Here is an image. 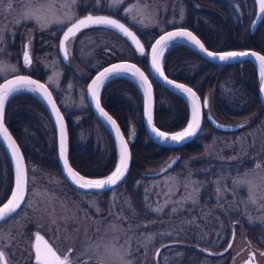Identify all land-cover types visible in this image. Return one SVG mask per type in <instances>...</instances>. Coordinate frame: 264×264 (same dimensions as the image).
Returning a JSON list of instances; mask_svg holds the SVG:
<instances>
[{
  "label": "rangeland",
  "instance_id": "obj_1",
  "mask_svg": "<svg viewBox=\"0 0 264 264\" xmlns=\"http://www.w3.org/2000/svg\"><path fill=\"white\" fill-rule=\"evenodd\" d=\"M243 2L242 10H236V5L235 12L231 13L236 23L235 13L246 11V2ZM46 3L47 0H0V80L23 71L38 74L43 70L44 82L58 97L65 115L89 108L82 79L90 71H98L117 60H131L135 52L124 38L112 31L87 29L91 31L85 30L68 41L66 66L75 70L79 80L71 78L63 84L65 64L59 54V40L64 29L80 17L78 6L91 13L119 16L150 43L168 29L183 27L186 19L181 0H116L115 3L114 0H52L51 10L45 8L48 23L43 28L35 20L23 18L26 5L39 7ZM254 16L255 13L253 19ZM16 41L20 42L19 52L12 50ZM25 44L31 57L30 67L22 63ZM197 65L186 63L183 68L194 70ZM179 71L174 70V75ZM205 96L209 97L205 115L210 113L223 123L246 122V125L231 133L201 130L199 135L207 138V142L199 139L203 144L201 155L182 159L180 154H172L162 164L144 172V175L151 174L149 178H135L108 194L78 191L59 171L29 164L26 201L16 216L0 226V249L6 253L9 264H33L35 231L43 233L60 255L72 249V264H97L105 258V247L127 248L126 240L132 249V255L127 258L133 264H241L251 250L255 251L258 263L264 264V255H261L264 238L257 236L252 240L244 229V223L264 229V200L260 199L259 192L250 198L245 185L234 183L247 180L260 184L264 178V117L257 120L253 115L223 121L213 105V90ZM163 104L169 107L167 102ZM134 133L135 128L131 126L129 142ZM90 138H94L102 151L109 149L110 141L98 124L93 125L91 132L80 134L84 144ZM173 161H176L174 166L178 165L176 168L152 175ZM256 164L262 167L256 169ZM13 180L12 172V187ZM157 207L161 209L159 213L153 211ZM113 224L121 230L112 231ZM230 240L229 251L218 256L196 250L198 245L219 251ZM171 241L176 243L166 245L156 258L157 249ZM98 243L105 247L97 250Z\"/></svg>",
  "mask_w": 264,
  "mask_h": 264
},
{
  "label": "trees",
  "instance_id": "obj_2",
  "mask_svg": "<svg viewBox=\"0 0 264 264\" xmlns=\"http://www.w3.org/2000/svg\"><path fill=\"white\" fill-rule=\"evenodd\" d=\"M243 1L181 0L186 10L183 27L193 31L212 51L254 49L264 55V20L253 34L250 31V24L255 13L254 0H245L246 11L235 13L237 23L231 15L235 12L236 5L238 7L236 10H242ZM77 10L79 16L89 12L82 6H78ZM114 16L119 18L117 15ZM204 19L207 21L205 22ZM51 30L54 29L51 28ZM150 36L156 37V35ZM140 38L149 49L151 45L149 39L144 35H140ZM19 49L20 42L16 41L12 50L19 52ZM131 60L150 76L147 57H140L134 52ZM186 63H198V65L194 70H188V68L185 70L183 66ZM163 67L167 75L190 85L202 98L208 91L213 90V105L217 115L223 121L232 122L253 115L257 117V120L264 117V107L259 99L260 79L255 65L250 61L217 65L203 59L189 46L175 43L165 53ZM174 70H180L179 74L174 75ZM95 72L96 70L90 71L88 77L82 79V83L87 85ZM23 73L26 72L23 71ZM29 74L44 81L43 70L38 74ZM71 78L76 82L79 80L75 70L65 65L62 83L65 84ZM152 82L156 103L154 112L156 126L168 133L183 129L189 119V108L186 101L153 78ZM55 97L59 103L58 97L56 95ZM101 102L117 120L127 139H129L131 126L135 128L133 139L130 141L131 168L122 184L128 185L139 177L149 178L150 176L144 175V172L148 168L162 164L172 154H180L182 159H189L203 153V144L199 139L207 142V138L202 135H198L194 141L180 148L163 147L151 140L143 123L142 94L131 80L125 77L110 80L102 91ZM163 102H167L169 107ZM59 106L63 111L60 104ZM65 118L69 134V160L72 166L87 177L98 178L108 175L117 162L116 147L111 135L94 115L90 106L85 111L65 115ZM5 123L21 146L27 165L34 164L43 169L60 170L55 130L44 104L37 95L32 92H21L14 95L6 106ZM94 124H98L107 135L110 141L109 149L102 151L101 146L96 145L94 138H90L86 144L80 141V134L91 132ZM206 129L219 133L207 118H204L202 131ZM0 169H8L10 176L8 184L0 188V204H2L11 191L12 167L1 142ZM244 229L252 240L257 239V236L258 239L259 236L264 238V229L258 225L249 226L244 223Z\"/></svg>",
  "mask_w": 264,
  "mask_h": 264
},
{
  "label": "snow or ice",
  "instance_id": "obj_3",
  "mask_svg": "<svg viewBox=\"0 0 264 264\" xmlns=\"http://www.w3.org/2000/svg\"><path fill=\"white\" fill-rule=\"evenodd\" d=\"M116 0H114V3ZM259 10L262 14H264V0H258ZM54 6L52 0H47L46 4H43L39 7L33 5H26V11L23 14L24 19H33L35 20L42 28L48 23V14L45 12V8L49 11ZM8 9L10 10L12 7L11 2L8 4ZM182 15V13H181ZM62 23V21H58ZM93 25H106L111 26L112 28L118 29L125 36L130 37L133 43L137 44L140 51L143 53L144 48L139 44L136 36L129 31L128 28L124 26V24L119 23L116 20L109 19L107 17H93L88 15L84 19L74 20L72 26L68 28L67 32L64 33V42H67L70 37L76 35L78 31L82 28L91 27ZM177 37H183L191 41L194 45H196L202 52H206L209 57L213 59L217 58V54L211 51H208L204 45L198 40L190 31H180V32H170L165 36H162L159 41H157L156 46L152 49L153 58L152 63L153 66L160 72L161 75H164L159 61L158 50H161L163 46H166L170 41L175 40ZM162 54V52L160 53ZM254 56L259 62L261 67V77L264 79V55H259L255 52H235L230 51L218 56V59L221 61H227L236 59L238 57L245 56ZM65 56H67V49L65 48ZM25 63L31 62V57L27 51L24 52L23 56ZM15 71V69H12ZM121 73H131L133 76H138L144 84L147 85L146 95L148 97V121L152 123V103H151V85L147 83V77L144 76L143 72L140 69L136 68L135 65L130 64H117L112 67L105 69L101 72L96 79L93 81L92 94L93 98L96 99L97 107L99 108V97L98 90L100 86L103 84L104 80L109 76L118 75ZM165 79H167L165 77ZM170 84L172 81H168ZM176 88H179L182 92L188 94V96L192 100V119L191 122L187 125L184 131H181L175 135L168 136L165 132L160 131L153 127V131L156 133L158 137H162L164 140H172L175 142H182L188 138L195 137L197 132L201 128V105L199 103V97L196 96V93L192 91L191 88H186L182 84H176ZM29 89L30 91H39L43 92L46 95V98L51 101V94L48 93L47 89L42 84H38L35 80L29 79L24 76H19L15 80L8 81L7 84H4L0 87V131L3 132L5 139L9 141V147L13 149V155L17 158V166H16V187L15 191L11 195V199L7 201V203L3 204L0 207V221H6L13 213L17 212V209L21 207V204L25 201V196L27 194V174L25 170V166L23 164V158L20 155L19 148L15 145V142L11 140V137L8 135L7 129L4 128L3 118H4V106L5 101L8 97L14 93L18 92L21 89ZM53 110L57 115V122L61 125V155H64V134H63V117L60 116L59 110L56 109L55 104L52 103ZM101 113L112 123L115 127L116 122L112 120L107 113L100 109ZM243 127V125H241ZM118 139L120 140V158L119 165L115 168V171L109 175L106 179H85L84 176L75 172L71 167L68 166L67 159L65 158V168L67 170L68 176L71 178L73 183H75L81 189L87 190H104L105 188H112L118 185L125 177L130 161V153L128 150L127 143L124 141L123 137L119 135V128H116ZM262 167L261 164H256L255 168L260 169ZM245 175H248L247 173ZM234 183L240 185L243 184L249 189V196L255 197L257 192L260 194V199L264 200V178H262L261 183L257 184L254 181H234ZM193 191H197V189H193ZM217 191H221L218 187ZM195 202V201H193ZM252 202H255L253 200ZM153 211L159 213L161 209L159 207L153 209ZM175 211V209H173ZM112 231H120L119 225H111ZM100 229H97V234L100 233ZM127 235V232L124 233ZM99 239H103L102 236ZM115 240L118 241V237H114ZM149 239H151L149 237ZM125 244L128 245L127 248L121 246L117 248L113 245L110 249L106 248L102 243H98L97 250L100 247H105V258L100 259L97 264H133V261L128 259L127 257L132 255L131 244L129 240L125 241ZM35 252V264H72V261L68 257H63L58 255L57 252L48 244L47 241L44 240L42 236L39 234L35 237V243L32 246ZM231 248V244L228 245ZM264 255V253H261ZM0 264H8L7 258L5 257L4 252L0 251ZM247 264H252V261H248Z\"/></svg>",
  "mask_w": 264,
  "mask_h": 264
},
{
  "label": "water",
  "instance_id": "obj_4",
  "mask_svg": "<svg viewBox=\"0 0 264 264\" xmlns=\"http://www.w3.org/2000/svg\"><path fill=\"white\" fill-rule=\"evenodd\" d=\"M255 2V6H256V12H255V16H254V19L251 23V27H250V31L251 33L253 34L257 28L259 27V25L263 22L264 20V14H262L259 10V3H258V0H254ZM88 15H91L93 17H107L109 19H113V20H116L118 21L119 23L121 24H124V26L126 28L129 29L130 32H132L137 40L139 41V44L144 48V51L143 53L140 51L139 47L137 46V44L133 43V41L131 40L130 37H127L125 36L122 32H120L118 29H115V28H112L111 26H106V25H93L91 27H87V28H82L80 31H78L76 33V35H78L79 33L87 30V29H91V28H104V29H107V30H110L114 33H116L117 35H119L120 37L124 38L128 43L129 45L135 50V52L137 53V55L139 56H143V57H147V62H148V70H149V73H150V76L155 79L158 83H160L162 86L166 87L168 90L172 91L173 93L179 95L180 97H182L184 99V101H186L187 105H188V108H189V119H188V122L186 124V126L179 130V131H176V132H173V133H168V132H165L168 136H172V135H175L181 131H184L187 127V125L191 122V119H192V100L191 98L188 96V94L182 92L179 88H176L175 85L176 84H182L184 85L186 88H191L193 92L196 93V96L199 97V103L201 105V128L200 130L197 132V135L195 137H192V138H188L186 139L185 141H182V142H175V141H172V140H164L162 137H158L156 135V133L153 131V127H155L156 129L162 131L161 129H159L156 124H155V121H154V112H155V94H154V86H153V82H152V79L151 77L137 64L135 63L134 61L132 60H117V61H114V62H111L105 66H103L102 68H100L94 75L93 77L89 80V82L87 83L86 85V89H85V92H86V99H87V102L91 108V110L93 111L94 115L97 117V119L103 124V126L107 129V131L109 132V134L111 135L113 141H114V144H115V147H116V151H117V162H116V165L114 167V169L106 176L104 177H98V178H93V177H87L85 175H82L81 173H79L73 166L72 164L70 163V160H69V134H68V126H67V121H66V118H65V115L64 113L62 112L56 98H55V95L53 94V92L51 91V89L48 87V85L41 79H38L34 76H32L31 74L29 73H21V74H17V75H13L11 77H8L4 80H2L0 82V87H2L4 84H7L8 81L10 80H15L17 79L19 76H24V77H27L29 79H32V80H35L38 84H42L44 85V87L47 89L48 93L51 94V101L52 103L55 104V107L57 110H59V113H60V116L63 117V134H64V155L62 156L61 155V125L57 122V115H56V112L53 110V107H52V103L49 102V100L46 98V95L43 93V92H39V91H30L29 89L25 88V89H21L20 91L18 92H14L12 93L8 99L5 101V106H4V118H3V125H4V128L7 129V132H8V135L11 137V140L15 142V145L19 148V152H20V155L22 156L23 158V164L25 166V170H26V174H27V180H28V168H27V163H26V160H25V156H24V153L22 151V148L21 146L19 145V143L17 142V140L15 139V137L13 136V134L11 133V131L9 130V128L7 127L6 123H5V110H6V106H7V103L8 101L16 94L18 93H21V92H32L34 93L35 95H37V97L42 101V103L44 104L49 116H50V119H51V122L53 124V127H54V130H55V135H56V149H57V159H58V165H59V168H60V171L62 173V175L65 177V179L67 180V182L73 186L75 189L79 190V191H82V192H88V193H105V192H108V191H111L113 190L114 188L118 187L119 185H121L125 180L126 178L128 177V174L130 172V168H131V162H132V152H131V147H130V142L128 141L127 137L125 136V134L123 133L120 125L118 124L117 120L106 110V108L102 105V102H101V95H102V91L105 87V85L110 81L112 80L113 78H116V77H125L129 80H131L137 87L138 89L140 90L141 94H142V101H143V111H142V115H143V123H144V127L147 131V134L149 135V137L151 138V140L160 145V146H163V147H167V148H179V147H183L185 146L186 144L194 141L199 133L201 132V129H202V126H203V121H204V117L206 116V118L208 119L209 123L212 125V127L214 129H216L217 131H220V132H226V133H231V132H236L238 130H240L241 128H243L245 125H246V122H239V123H223L219 120H217L212 114L208 113L205 115V110L208 109L209 107V97L208 96H205L204 99H202L200 97V95L197 93V91L191 87L190 85L184 83V82H181V81H178L176 79H173L169 76H167V74L165 73L164 71V68H163V57H164V54L165 52L167 51L168 47L173 44V43H181V44H185L187 46H189L192 50H194L196 53H198L203 59L207 60L208 62L210 63H213V64H217V65H231V64H237V63H240V62H244V61H250L253 65H255L256 69H257V73H258V77L260 79V86H259V99H260V102L262 104V106L264 107V79H262L261 77V67H260V62L254 57V56H245V57H238L236 59H232V60H227V61H221L218 59V56L220 54H223V53H226V52H230V51H212L210 49H208L205 44L203 43V41L193 32L191 31L190 29L186 28V27H176V28H172V29H169L163 33H161L160 35H158L155 40L152 42V44L150 45L149 49L146 48L145 44L143 43L142 39L139 37V35L136 33V31L131 28L129 25H127L124 21L118 19L117 17H114L112 15H109V14H104V13H86L80 17H78L76 20L78 19H84L86 18ZM73 23V22H72ZM72 23H70L65 29L64 31L62 32L61 36H60V40H59V54H60V58L63 62V64L67 65L69 64V51H68V41L73 38V37H70L69 40L67 42H64V33L67 32L68 28L72 26ZM180 31H190L198 40H200V42L204 45V47L208 50V51H211V52H214L217 54V58L216 59H213L212 57H209L206 52H202L196 45H194L191 41H189L188 39L186 38H183V37H177L175 40L173 41H170L166 46H163V48L161 50H158V55H159V61H160V67L164 73V75H161L159 71H157V69L153 66V63H152V58H153V53H152V49L156 46L157 44V41H159L161 39L162 36H165L167 35L168 33L170 32H180ZM75 35V36H76ZM65 48L67 49V56H65ZM27 51L29 53V49H28V45L25 44V48H24V52ZM235 52H255L259 55H263L261 54L260 52L254 50V49H245V50H233ZM162 52V54H160ZM30 55V54H29ZM23 56H24V53L22 55V63L25 67H30L31 65V62L30 63H25L24 62V59H23ZM117 64H130V65H135L136 68L140 69L141 72H143L144 76L147 77V83L149 85H151V103H152V123L150 124L149 121H148V97L146 95V88H147V85L144 84L142 82V80L138 77V76H133L131 75V73H121V74H118V75H112V76H109L107 79L104 80L103 84L100 86L99 90H98V97H99V108L97 107V103H96V99L93 98V94H92V88H93V81L96 79V77L101 73L103 72L105 69L109 68V67H112L114 65H117ZM165 77L167 79H165ZM168 81H172V83L170 84ZM100 109H103V111L105 113L108 114V116H110L112 118V120H114L116 122V125L115 127L112 125V123L101 113ZM241 125H243V127H241ZM116 128H119V135L123 137L124 141L127 143V146H128V150H129V153H130V161H129V168H128V171L124 177V179L116 186L112 187V188H105L104 190H87V189H81L79 188L75 183H73V181L71 180V178L68 176V173H67V170L65 168V158L67 159V162H68V166L71 167L75 172L79 173L80 175L84 176L85 179H106L109 175H111L114 171H115V168L119 165V158H120V147H121V144H120V140L118 139V134H117V131H116ZM0 142L2 144V146L4 147L8 157H9V160H10V163H11V166H12V169H13V175H14V182H13V187H12V191H11V194L10 196L7 198V200L2 203L0 205V207L3 206V204L7 203V201L9 199H11V195L12 193L15 191V187H16V166H17V158L13 155V149L9 147V141L7 139H5V136L3 134L2 131H0ZM177 160V159H176ZM175 162L176 161H173L172 163H170L169 165H167L163 170H161L160 172L158 173H155V174H152L153 176H157V175H160L166 171H168L169 169H171L174 165H175ZM145 175H150L151 174H145ZM27 193H28V183H27ZM26 197H27V194L25 196V201H26ZM24 201V203H25ZM24 203L21 204V207L19 209H17V212L16 213H13L9 218H7V220H9L10 218H12L14 215H16L20 210L21 208L23 207ZM6 220V221H7ZM2 222H5V221H0V223ZM39 234L40 236H42L44 238L45 241L48 242V244L56 251V249L54 248V246L45 238L44 235H42L41 233H37ZM36 234V235H37ZM36 237V236H35ZM34 243H35V240H34ZM170 243H167V244H164L161 248L165 247L166 245H168ZM231 244L232 245V240L229 241V243L227 244V246L221 250L220 252L216 253V254H224L226 253L227 251H229V247L228 245ZM160 248V249H161ZM159 249V250H160ZM204 251L208 254H215L214 251L210 250V249H204ZM57 252V251H56ZM58 255H60L58 252H57ZM63 258V257H62ZM34 260H35V257H34ZM250 261V258L244 262V264H247V262Z\"/></svg>",
  "mask_w": 264,
  "mask_h": 264
},
{
  "label": "flooded vegetation",
  "instance_id": "obj_5",
  "mask_svg": "<svg viewBox=\"0 0 264 264\" xmlns=\"http://www.w3.org/2000/svg\"><path fill=\"white\" fill-rule=\"evenodd\" d=\"M175 44V43H173ZM173 44H171L169 47H171ZM168 47V49H169ZM167 49V50H168ZM167 52V51H166ZM165 52V53H166ZM165 55V54H164ZM164 58V57H163ZM164 68V67H163ZM165 71V70H164ZM166 73V72H165ZM169 76V75H167ZM173 79H175L174 77L172 76H169ZM177 80V79H176ZM179 81V80H178ZM182 82V81H181ZM12 172H13V169H12ZM59 172L61 173V171L59 170ZM62 174V173H61ZM64 177V176H63ZM8 180H9V174H8V169H0V188L1 187H4L7 183H8ZM73 187V186H72ZM74 188V187H73ZM75 189V188H74ZM77 190V189H76ZM79 191V190H78ZM17 215V214H16ZM14 215V216H16ZM13 216V217H14ZM12 217V218H13ZM11 219V218H10ZM9 219V220H10ZM9 220L5 221V222H2L0 223V226L3 225V224H6ZM37 233H41L40 231H35L34 232V236H33V241H32V246L34 244V240H35V236ZM42 235H44L43 233H41ZM45 236V235H44ZM45 238L49 241V239L45 236ZM50 242V241H49ZM51 243V242H50ZM167 243H170L168 244L167 246H170V245H173L174 243H176L175 241H171V242H167ZM52 244V243H51ZM53 245V244H52ZM164 244H162L156 251V254H155V257L157 258L159 252L161 251V248ZM161 248V249H160ZM160 249V250H159ZM196 250L200 253H204V254H208L204 251V248L203 247H199L198 245H196ZM223 250V249H222ZM0 251L4 252L2 249H0ZM214 251V250H213ZM221 250L219 251H214L215 254H210V256H218V254H216L217 252H220ZM71 252H72V249H70L69 251H67L64 255H61L62 257H68L70 259V256H71ZM5 254V257L7 258V255L6 253L4 252ZM34 257H35V252H34V248L32 247V263L35 264V260H34ZM250 258V260L252 261V264H259L258 261H257V257H256V253L255 251L251 250L248 255H247V258L241 262V264H244V262H246L248 259ZM7 261H8V258H7ZM8 264H9V261H8Z\"/></svg>",
  "mask_w": 264,
  "mask_h": 264
}]
</instances>
